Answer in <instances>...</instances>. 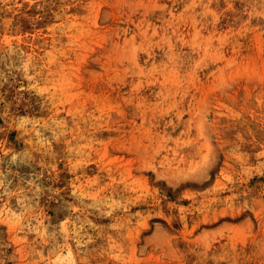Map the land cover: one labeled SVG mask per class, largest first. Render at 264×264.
Wrapping results in <instances>:
<instances>
[{
    "label": "rangeland",
    "instance_id": "374dc122",
    "mask_svg": "<svg viewBox=\"0 0 264 264\" xmlns=\"http://www.w3.org/2000/svg\"><path fill=\"white\" fill-rule=\"evenodd\" d=\"M0 264H264V0H0Z\"/></svg>",
    "mask_w": 264,
    "mask_h": 264
}]
</instances>
